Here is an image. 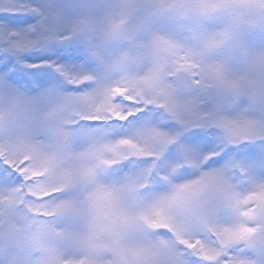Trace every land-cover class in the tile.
Instances as JSON below:
<instances>
[{
  "label": "snow or ice",
  "instance_id": "obj_1",
  "mask_svg": "<svg viewBox=\"0 0 264 264\" xmlns=\"http://www.w3.org/2000/svg\"><path fill=\"white\" fill-rule=\"evenodd\" d=\"M255 32L264 0H0V264H264Z\"/></svg>",
  "mask_w": 264,
  "mask_h": 264
},
{
  "label": "rangeland",
  "instance_id": "obj_2",
  "mask_svg": "<svg viewBox=\"0 0 264 264\" xmlns=\"http://www.w3.org/2000/svg\"><path fill=\"white\" fill-rule=\"evenodd\" d=\"M41 5L54 3L56 5L64 6L68 12L70 13V18H74L77 14H82L88 11L93 12H103L108 6L117 2V0H38ZM213 23H220L219 20L214 21ZM165 28L169 31H174L179 34V28L175 24L167 23ZM246 42L248 46L254 50H259L264 48V33L255 32L250 33L246 37ZM78 42V41H69L68 44ZM68 44L62 45L67 47ZM120 45L118 43H112L106 48V54L113 55L119 50ZM53 59H59L58 57H53ZM235 67L239 68V64H235ZM90 70L96 72H105V69L102 65L98 64L95 61H90L88 65ZM58 87L63 91H70L71 86H68L66 82L63 80L60 81ZM9 101V97L6 93L0 92V103H7ZM41 103H47L48 98H42ZM17 116H23L21 119V124H26L35 116V110L31 107H25L24 105L20 106L19 111L17 112ZM8 112L7 110H0V118L7 119ZM5 130L0 127V135H3ZM257 152H259V146H257ZM198 173L196 170H190V175L187 178H191ZM183 239V237H181ZM186 242V241H185ZM34 257L33 264H54L55 260L58 259L59 256V248L56 245H48V244H37L33 249ZM204 255L210 257L211 253L208 251L204 252Z\"/></svg>",
  "mask_w": 264,
  "mask_h": 264
}]
</instances>
